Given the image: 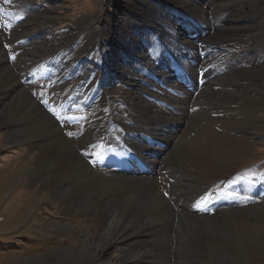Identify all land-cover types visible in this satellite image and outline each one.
I'll return each mask as SVG.
<instances>
[{
    "label": "rangeland",
    "instance_id": "374dc122",
    "mask_svg": "<svg viewBox=\"0 0 264 264\" xmlns=\"http://www.w3.org/2000/svg\"><path fill=\"white\" fill-rule=\"evenodd\" d=\"M22 1L6 11V7L2 8L4 0H0V30L5 35L4 39L0 38L2 61L0 68L4 69L0 75V82L8 77V82H12L10 84H15L18 80L23 83L20 71L27 68L26 71L29 72L27 79L29 83L34 84L20 87V94L35 97L44 95L46 89L40 86L42 74L39 71L50 67L52 73L59 63H63L64 59L67 62L69 58H75L77 59L75 62L80 61L82 64L81 67L74 65L70 68L73 69L71 74L81 78L87 74V67L93 66L92 69L96 67L100 72L107 73L104 74L107 76L101 84L102 89L111 87L118 83V78L123 73H128L129 77L138 75L141 71L137 72V69L141 68L142 59L147 55L153 56L156 43L158 46H168L169 40L188 38L190 41L184 40L175 44L176 48L171 52L177 59L184 60L189 67L187 71L182 69V77H185L183 81L186 82L185 85L190 84L193 87L191 102L198 101L192 111V117L186 121L187 125L199 127L205 120L217 116L215 110H219L220 107L212 109L211 103L219 101L232 103L233 97L230 95L228 84L240 85V65L250 66V74L255 75L264 71V0ZM201 5L210 7L204 10ZM202 11L204 16L200 17L198 12ZM211 21H214V26H210ZM241 24L252 29L241 33L239 29ZM216 26L229 27L222 32L224 37L219 41L211 38L213 27ZM174 28L183 29L181 33H177L179 37L176 34L173 36ZM158 29L162 31H157ZM203 31L202 35H196ZM155 33L160 36L157 37ZM74 37L77 42L72 46L71 40ZM202 37H207L208 46L200 39ZM95 41L102 42L100 48L94 46ZM221 41L226 43L234 41L236 43L234 45L238 44L239 48L232 56L231 64L226 63L222 71L217 70V76L211 77L213 72L211 71L208 76V72L202 68L201 62L205 55L208 54L213 57L212 60L219 61L221 54L233 53L231 46L223 45ZM241 48L245 51H240ZM59 50L60 54L57 53ZM64 50L68 53L66 56L64 52L65 58L62 56ZM27 52L30 56L26 54ZM169 53L167 55H171ZM31 54L42 56L43 59L41 57L37 59V56ZM54 55L57 57L51 59L55 57ZM98 60H103L102 64ZM21 63L24 64L23 69ZM52 75L55 76L53 73ZM231 78L233 81H229ZM91 79H95V76L91 75ZM206 81L209 82L207 88L209 92H217V88H223L224 96L217 93L200 94ZM244 81L252 87L250 95L261 103L252 109L248 119L257 123L255 129L259 133H264V78L248 81L244 77ZM2 96L3 93L0 92V264H66L62 257L57 256L59 249L62 250L69 245L76 246L86 232L91 235L101 234L102 227L90 222L88 215L71 212L73 210L67 201L65 202L64 197L54 196L53 187L42 184V179L48 178L52 172L50 169L39 172L37 158L43 143L35 148L32 144L28 146L21 142L23 140L19 129L22 126L17 117L12 118L17 105L14 102L16 99L11 100V96L3 99ZM184 129L182 128L181 136L185 134ZM238 160V162L235 160V169L231 170L229 177L220 179L221 182L218 179L211 181L210 185H207L208 188L207 186L204 188L208 191L194 198L201 205L199 212L201 218L195 223L189 221L190 217L177 221L180 233L184 236L179 233L176 237V233L173 232L164 238L168 233L163 236L153 233L148 235L150 243L143 245L134 241L135 236L124 241L121 236L118 240L113 239L105 249L108 251L106 255L113 260L109 264H122V259L131 260L132 254L140 253L155 254L160 258L158 260L161 264H264L263 250L257 253L249 246L238 244V241L231 245L216 241V237L220 235L217 232L222 233V236L234 234L236 237L240 233L251 231L264 238V192L251 195L247 192L241 193V189L236 188L238 183L244 181L243 188L255 186L253 189L259 187L264 189V185L257 182L259 179L264 181V137L260 135L257 144L244 147ZM236 177L240 180L235 181ZM222 208L226 211L217 218L206 217L215 216V210ZM231 209H239L241 213L228 215ZM61 223L71 227V230L62 227ZM183 225L187 228H183ZM152 226H147V230L152 231ZM173 240H178V243H172ZM50 253H55V256L49 255ZM131 263L149 264L147 259ZM72 264L76 262L73 261Z\"/></svg>",
    "mask_w": 264,
    "mask_h": 264
},
{
    "label": "bare ground",
    "instance_id": "6f19581e",
    "mask_svg": "<svg viewBox=\"0 0 264 264\" xmlns=\"http://www.w3.org/2000/svg\"><path fill=\"white\" fill-rule=\"evenodd\" d=\"M20 1L22 0H8L6 3L4 0L2 8L6 7L7 11L17 6V2ZM201 6L204 10L210 7ZM198 14L200 17L204 16L203 11ZM209 24L214 26V21ZM182 28L181 30L174 28L173 36L181 33ZM227 28L229 27H213L211 38L215 41L221 40L224 37L222 32ZM239 29L241 33H245L252 28L241 24ZM159 30L162 31V29L157 31ZM2 32L0 30V38L4 39L5 35ZM203 33L204 31L196 35ZM155 35L160 36L157 33ZM206 38L200 39L208 46L209 41ZM184 40L190 41L188 38L169 40L168 46H158L156 43L153 56L148 57L146 54L145 59H142L141 68L137 69V72L141 71L138 75L129 77L128 73H123L119 76L117 84L111 87L106 85L104 89L101 84L107 76L104 74L107 73L100 72L96 67L95 69H92L93 66L87 67V74L81 78L70 73L73 70L70 68L74 65L82 66L80 61L75 62L77 60L75 58H69L67 62L64 59L63 63L58 62L57 69L52 72L55 76L52 75L50 67L39 71L42 74L40 86L46 89L44 95L35 97L20 94V87L34 84L29 83L27 79L29 76L27 68L23 69L25 60L24 64L21 63L23 71H20L23 83L18 80L15 84H10L12 82H8V77L0 82L2 98L11 96V100L16 99L14 102L17 105L12 118L17 117L22 126L19 129L23 140L21 142L28 146L32 144L35 148L43 143L37 158L39 172L43 169H50L52 172L48 174V178L42 179V184L53 187L54 196L64 197L65 202L67 201L73 210L71 212L88 215L90 222L102 227L101 234L81 233L83 236L76 246L69 245L62 250L59 249L57 256L62 257L66 264H72L73 261L76 264L113 262L106 255L108 251L105 249L113 239L118 240L121 236L123 241L135 236L134 241L142 245L150 243L148 235L153 233L158 236L168 233L164 236L167 238L169 234L175 232L178 237L181 231L178 220L190 217L189 221L195 223L201 218L199 215L201 205L194 198L208 191L204 188L209 186L211 181L229 177L231 170L235 169L234 165L239 161L243 148L257 144L260 135L264 137L263 132L259 133L255 129L257 123L248 119L252 109L261 103L250 95L252 87L244 81V77L248 81L263 79L264 71L257 72L255 76L254 73H249L251 67L245 64L240 65V85L227 83L233 97L232 103L213 102L210 105L212 109L220 107L219 110H215L217 112L215 118L205 120L199 127L187 125L186 119L192 117L198 100L191 102L193 87L190 84L185 85L186 82L183 81L185 77H182V69L187 71L189 67L184 60H179L174 53L172 54V49L176 48L175 44ZM76 42L77 39L74 37L71 40L72 46ZM98 42L94 43V46L100 48L102 42ZM221 43L231 46L233 53L221 54L219 61L212 60L213 57L206 54L201 63L208 76L211 71L213 72L211 77L217 76L218 71H222L226 63L231 64V58L239 48L238 44L234 45L236 44L234 41ZM240 51L245 49L241 48ZM64 52L66 50L62 52L65 58ZM169 52L172 56L167 55ZM57 53L60 54L61 51ZM26 54L29 55L28 52ZM54 56L51 59L57 57ZM103 60L98 62L102 64ZM2 72L4 69L0 68V75ZM91 75L95 76V79H91ZM208 87L209 82L203 88L200 87V94L201 92L210 95L217 93L219 96L225 94L223 88H217V92H209ZM196 119L197 117L194 118ZM182 128L185 130L183 136ZM68 133L72 135L69 136ZM236 179L237 177L235 181ZM257 182L264 185L261 179ZM243 183H238L236 187L241 189H239L241 193L247 192L252 195L264 192L261 187L243 188ZM222 209L215 210V216L206 217L217 218L225 213L226 209ZM239 213H241L239 209L228 211V215ZM149 225H153L152 231L147 230ZM62 227L71 228L68 225ZM183 228L187 226L183 225ZM217 234H220L216 237L218 242L231 245L238 241V244L249 246L257 253L264 251V238L260 237V234L251 231L240 233L236 237L234 234L225 236L220 232ZM177 241L173 240L172 243ZM143 254L145 253L132 254L131 260L122 259V264L146 259L149 264H161L160 258L155 254ZM49 255L55 256V253Z\"/></svg>",
    "mask_w": 264,
    "mask_h": 264
},
{
    "label": "snow or ice",
    "instance_id": "6c2138e0",
    "mask_svg": "<svg viewBox=\"0 0 264 264\" xmlns=\"http://www.w3.org/2000/svg\"><path fill=\"white\" fill-rule=\"evenodd\" d=\"M5 2L7 3L8 2V0H5ZM5 47H8V45H5ZM51 110V109H50ZM57 119H59V117H57ZM68 135L69 136H71L72 135V133H68Z\"/></svg>",
    "mask_w": 264,
    "mask_h": 264
}]
</instances>
